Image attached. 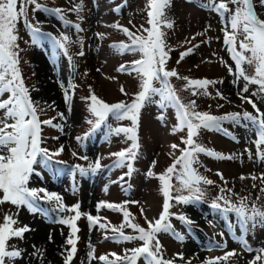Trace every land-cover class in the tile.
I'll return each mask as SVG.
<instances>
[{
	"label": "rangeland",
	"instance_id": "1",
	"mask_svg": "<svg viewBox=\"0 0 264 264\" xmlns=\"http://www.w3.org/2000/svg\"><path fill=\"white\" fill-rule=\"evenodd\" d=\"M38 2L49 9H64L65 18L70 23H65L51 12H33L34 5L28 6L29 22L39 27L41 33H51L57 38L61 34H66L71 38L72 43L68 48L69 55H65L63 50L57 48L46 35L41 36L37 44H33L23 21L21 20L17 25L20 37L17 41L18 67L23 83L29 89L31 99L38 104L39 119H52L53 124H60L62 129L41 126L43 137L41 147L52 153L63 146V151L60 155L54 156L47 166L40 163L34 165L39 175L34 173L30 177L28 187L44 188L49 192L57 193L66 206H73L79 202L81 213H91L102 218L101 222L108 225L107 231L96 227L90 232L88 221L83 215L77 221L80 230L77 233L79 239L76 245L77 252L71 264H89L87 256L90 250L89 242L94 256L97 257L91 261V264H103L99 261V256L108 255L109 259H114L109 254L116 253L123 256L126 249L138 247L142 242L134 240L118 243L113 239H104L105 235L109 237L114 235L111 228L118 227L123 217L120 211L107 208L97 212V203L110 202L123 205L130 212V219L133 222L147 228L148 225L140 210H144L148 220L154 221L159 217L164 198L160 190L161 182L156 179L155 174L163 173L175 158L180 156V150L172 149L171 145L184 147L181 138H186V129L173 134V127L177 124L175 108L169 106L161 109L155 103L145 105L141 110L137 127L139 148L136 159L131 161L132 173L126 175L128 172L126 166L113 167L117 158L111 154L128 148L131 141L123 133L111 134L110 129L120 126L130 127L131 121H117L110 116L104 125L84 138L85 133L90 129L87 120L93 118L88 110L90 101L86 98L90 93H94L109 104L120 101L131 103L134 94L139 91L136 74L118 72L117 69L121 65H130L132 61L141 57L131 52L119 54L111 44L115 41L130 43L121 31L113 27L114 25L127 27L135 35L147 36L144 29L150 28L147 23V13L150 11L149 0H38ZM216 2L219 3L220 0ZM206 3L207 0L194 2L183 0L169 3L164 9L165 19L173 24L172 28L163 30L167 48L171 49L166 67L168 70H176L179 77L207 78L223 82L209 85L207 90L210 95L198 96H192L190 91L184 90L186 81L183 79L172 77L170 83L182 102L196 101L197 111L219 116L230 112L242 113L244 110L254 114L251 105L242 103L237 96L244 86V81L240 80L234 84V77L221 62L223 60L233 69L235 68L223 44L221 29L224 25L217 13L200 6ZM75 5L82 7L79 13L82 19L78 18L76 12L67 11ZM254 6L259 18L264 20V8L259 7L258 0ZM229 7L235 8L231 4ZM74 24H79L82 30L77 31L72 26ZM198 33L200 35H197ZM240 39H243L242 35L238 37V40ZM196 45L199 46L194 47ZM190 47H194L193 53L177 63L180 54ZM81 51L83 55H79ZM39 62L42 63V68L39 67ZM245 68L249 75L254 71L251 66L245 65ZM49 86L54 93H49ZM156 86L159 87V84ZM121 87L125 89L126 95L121 93ZM256 88V85H249V92L244 95L250 97L264 112V95L252 96ZM65 91L71 97L70 110L64 99ZM218 91L226 99L218 97L216 95ZM7 95L5 94L3 98L6 99ZM153 99L158 100L159 97ZM219 105L223 106L219 107ZM59 113H63L66 119H62ZM161 113L165 117L163 121L157 118ZM0 116H3L2 111ZM222 127L229 135H225L222 131L205 130L199 134L196 142L206 149L214 150L224 156L232 155L234 158L215 159L204 153L197 154L199 163L194 164L193 167L200 175L214 181V184L203 186L207 191L201 202L176 205L175 201H172L174 205L170 209L172 213L183 214L194 221L191 225L192 232L189 233L187 227L173 216L170 222L176 232L185 236L184 241H179L171 233L158 234L163 258L173 260L174 264H204L205 261L224 257L226 253L233 251L236 255L230 256L226 261H217V264H249L258 250L264 248V226L258 224L255 228L250 226L243 228L233 213L221 215L209 206L220 194L222 187L231 189L236 194L232 197L233 203L239 204V198L246 197L249 206L253 201L264 204V199L256 200L261 196L260 188L264 187V184L260 179L251 178L253 175L259 178L264 173V161H259L255 156L256 148L253 141L256 135L253 128L234 125L231 122H224ZM78 137L81 139H77ZM245 149L252 150V159H249ZM6 154L7 150L0 148V155ZM98 159L101 168L95 174L89 173L81 177L79 172H76L73 176V165L79 164L87 168ZM153 161L156 162L154 165ZM149 172L152 173L151 176L148 175ZM217 173H222L224 179L222 180ZM173 184H176L175 179ZM253 184L256 187H253ZM132 201L138 203H131ZM124 202L129 203L125 205ZM38 205L43 211L33 213L26 206L17 208L8 202L0 204V222L5 214H9L18 220L15 227L27 226L30 229L24 233L23 239L12 238L9 241L22 252L21 257L17 258L14 264L25 262L38 264L42 258L41 249L32 241L35 227L39 224L58 225L63 228L59 240L61 250L55 257V263L50 264H64L66 249L70 248L66 244L70 228L60 224L58 220L74 213H59L54 210L55 203L46 200L38 201ZM189 209L191 212L194 211L195 215L190 214ZM124 231L126 234H134L130 228H125ZM242 241H246L252 251H246ZM193 252L196 253L195 256H192ZM178 253L183 254V260L177 258ZM138 264H144L143 259L139 260ZM257 264L264 262L258 261Z\"/></svg>",
	"mask_w": 264,
	"mask_h": 264
},
{
	"label": "snow or ice",
	"instance_id": "2",
	"mask_svg": "<svg viewBox=\"0 0 264 264\" xmlns=\"http://www.w3.org/2000/svg\"><path fill=\"white\" fill-rule=\"evenodd\" d=\"M194 2V0H190ZM257 0H207L206 4H201L202 8H206L219 15L224 27L223 44L234 62L235 68L228 65L223 60L221 61L228 68L230 75L234 77L233 83L236 84L240 80L244 81L243 88L237 93V96L242 103L250 104L254 109V114L244 110L241 112H230L222 116H214L208 112L197 111L195 100H190L187 103L181 101L176 90L170 83V78L176 77L186 81L184 85L185 91H190L192 96L210 95L208 86L215 83H222V80L214 81L204 79H190L188 77H179L176 70H168L167 60L169 58L170 48H167L165 32L161 30L162 26L172 28L173 24L165 19L164 9L169 5L170 0H149L148 21L150 28L144 29L147 36L135 35L129 28L114 25L121 31L130 43H119L111 45L120 53L132 52L139 53L140 59L134 60L130 65H121L117 71L127 72L128 74L135 73L139 81V91L134 94L131 103L120 101L109 104L98 98L94 93H90L86 99L90 101L88 110L92 119H88L90 125L89 132L85 133L84 138H87L91 132L95 131L104 125L111 116L117 121L129 120L130 127H116L110 129L111 134L120 135L123 133L131 145L117 153L111 155L117 159L114 161L113 167H127L130 175L133 171V164L137 157V149L139 148L137 140V127L141 110L145 105L155 103L159 108L166 109L171 106L175 108L177 115V124L173 127V134L186 129V138H181V143L184 145L172 144V149H179L180 156L176 157L173 163L167 169L159 174L156 178L161 182V192L163 195L162 210L159 217L153 220H148L141 209V215H144L147 228L133 222L130 219V212L123 205H116L110 202H98L97 212L102 208L109 210L120 211L123 220L116 227L113 226L111 231L113 236H104V239H113L115 242H131L139 240L142 244L132 249H126L123 256L111 253L114 259H109L108 255L98 257L103 264H138V261L143 259L144 264H174L173 260H165L161 254L162 246L158 237L159 233H171L176 239L183 242L185 236L176 232L170 222V218L175 216L192 232L191 221L183 214L172 213L170 209L176 205H188L201 202L206 194L207 189L203 186L212 185L214 181L199 174L194 164L199 163L197 154L204 153L205 155L215 159H233L232 155L224 156L214 150L206 149L204 146L196 142L199 131L207 129L210 131H222L225 135H229L228 131L222 127L224 122H231L234 125L243 127H252L256 138L253 144L256 148L255 156L259 161H264V112H262L257 104L244 93L249 92V85H256L257 88L252 92V96L264 95V20L259 18L256 11L255 3ZM229 4L235 8L229 7ZM34 5L32 11L51 12L65 23H70L66 20L62 8L49 9L41 5L38 0H0V111L3 116H0V148L7 150L6 155H0V204L11 203L17 208L26 206L30 212L43 211L39 208L38 201L46 200L54 202L56 205L55 211L59 213L69 212L74 215L61 217L58 222L70 228L69 237L66 244L70 248L66 249L64 264H71L76 252L78 235L80 231L77 226V221L81 216H85L88 221L89 231L98 227L101 230L107 231L108 225L101 222V217L93 216L91 213H81L79 202L73 206H66L62 202V197L55 192H49L44 188L34 189L29 188L30 177L36 172L34 165L40 163L47 166L52 162L54 156L60 155L63 151V146L56 152L50 153L48 149L41 147L43 142L42 125H47L61 129L60 124H53L52 119L40 120L38 116V104L33 101L29 94V89L24 85L23 78L19 70V40L17 25L21 22L29 31L32 37V43L37 44L41 36H48L57 48L63 50L65 55H69L68 48L72 43L71 38L66 34H61L59 38L51 33H41L39 27L33 25L28 19V6ZM258 5L264 8V0H258ZM82 7L75 5L67 11H74L78 18ZM77 31H81L79 24L72 25ZM210 28V25H209ZM100 35V34H98ZM197 35H200L199 33ZM243 39L238 40L239 36ZM238 45V46H237ZM196 45L194 47H198ZM194 47H190L187 51L180 54L179 63L186 56L194 51ZM79 55H83L81 51ZM215 55V53H214ZM69 58H71L69 56ZM245 65L253 67L254 71L251 75L248 74ZM159 84V87L156 85ZM63 87V85H62ZM71 87V86H70ZM122 94H127L125 89L121 87ZM7 98L4 99V95ZM221 99H226L219 91L216 93ZM153 97H159L154 100ZM65 102L71 108V97L67 91L64 94ZM223 105H219L222 107ZM43 111V109H40ZM62 119H66L63 113H59ZM163 121L165 119L163 113L157 117ZM62 130V129H61ZM77 139H81L78 137ZM235 139V137H233ZM252 159L253 153L251 149H245ZM75 155V153H73ZM127 161V163H126ZM56 163H63L56 161ZM156 162L153 161V165ZM101 168L99 159L94 164H90L87 168L77 164L72 166V174L75 176L79 172L81 177L87 176L89 173L95 174ZM223 180V174L217 173ZM152 175L151 172L148 173ZM253 180L260 179L264 184V173L258 178L251 177ZM175 179L176 184H173ZM253 187H256L253 184ZM43 195H40V194ZM175 193V194H174ZM226 193H228L226 195ZM261 196L256 198L257 201L264 199V187L260 188ZM236 194L231 189L221 188L220 194L213 199L210 207L218 211L221 215L234 213L243 228H255L258 224L264 226V204H258L255 201L249 206L246 197L239 198V204L233 203L232 197ZM222 201V203H221ZM129 202H124L126 205ZM131 203H138L132 201ZM18 220L11 215L5 214L2 222H0V264H14L17 258H20L22 252L15 246L9 243L12 238H24V233L30 229L27 226L15 227ZM132 229L134 234H126L124 229ZM223 235V233H221ZM51 239V237H50ZM219 246V245H217ZM242 246L246 251H252L247 246L246 241H242ZM89 252L87 253L89 264L94 256L92 245L89 242ZM226 247V245H225ZM236 253L228 252L224 257H217L210 261H205L204 264H217V261H226L230 256ZM177 258L183 260L182 253L177 254ZM264 262V248L258 250L255 258L249 264H257Z\"/></svg>",
	"mask_w": 264,
	"mask_h": 264
},
{
	"label": "bare ground",
	"instance_id": "3",
	"mask_svg": "<svg viewBox=\"0 0 264 264\" xmlns=\"http://www.w3.org/2000/svg\"><path fill=\"white\" fill-rule=\"evenodd\" d=\"M39 67L42 68L41 62H39ZM49 75H50V73H49ZM50 79H52V78H50ZM48 91H49V93H54L51 86L48 87ZM189 211H190V214L195 215L194 211L191 212L190 209H189ZM62 229L63 228H61L58 225H53V226H50L49 224L36 225L32 241L34 242V244L38 245L39 249H41L40 251L42 253V258L40 259L38 264L55 263V257L57 254H59V252L61 250L59 240H60L61 235L63 233ZM50 237H51V239H50ZM195 255H196V253L193 252L192 256H195ZM24 264H26V262Z\"/></svg>",
	"mask_w": 264,
	"mask_h": 264
},
{
	"label": "trees",
	"instance_id": "4",
	"mask_svg": "<svg viewBox=\"0 0 264 264\" xmlns=\"http://www.w3.org/2000/svg\"><path fill=\"white\" fill-rule=\"evenodd\" d=\"M177 1H183V0H170V3H175V2H177ZM195 1V0H194ZM168 22H170V20H167ZM149 27H150V25H149ZM164 29H166V27H163L162 26V28H161V30L163 31ZM119 43H129V42H124V41H115V42H112V44L111 45H114V44H119ZM132 53V52H131ZM119 54H120V52H119ZM133 54H137V55H139L140 56V54L139 53H133ZM211 115H213V114H211ZM214 116H219V115H214ZM220 116H222V115H220ZM205 130H207V129H201L200 131H199V134H201V132L203 131H205ZM199 134H198V137L197 138H199ZM197 138H196V141H197ZM159 174L158 173H156L155 174V177H157ZM156 179H158V178H156ZM233 215L235 216V214L233 213Z\"/></svg>",
	"mask_w": 264,
	"mask_h": 264
}]
</instances>
